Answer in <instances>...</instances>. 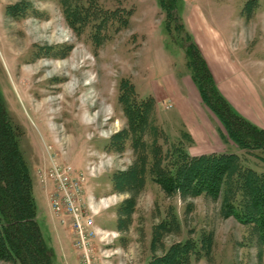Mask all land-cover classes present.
I'll return each mask as SVG.
<instances>
[{"label": "rangeland", "instance_id": "1", "mask_svg": "<svg viewBox=\"0 0 264 264\" xmlns=\"http://www.w3.org/2000/svg\"><path fill=\"white\" fill-rule=\"evenodd\" d=\"M176 9L182 21L161 0H0V97L22 130L53 264H81L72 230L51 208L56 181L40 177L58 164L86 180L97 264H151L185 242L186 264H264L263 226L227 208L243 200L236 173L217 196L205 173L181 188L177 178L168 192L151 172L156 160L174 168L187 149L231 154L264 173V151L230 138L186 52L189 41L202 46L219 91L264 129V0H176ZM131 96L152 98L144 117Z\"/></svg>", "mask_w": 264, "mask_h": 264}, {"label": "trees", "instance_id": "2", "mask_svg": "<svg viewBox=\"0 0 264 264\" xmlns=\"http://www.w3.org/2000/svg\"><path fill=\"white\" fill-rule=\"evenodd\" d=\"M161 2L166 14L169 15V11L171 12L172 20L182 21L176 9V0H161ZM181 24L180 27L185 28L184 24ZM186 52L203 100L224 123L230 138L238 147L245 150L264 151V129L232 108L228 99L219 91L201 48L195 42L189 41ZM128 89L129 87L124 88V91ZM131 98H134L133 102L128 103L141 108L140 116L144 117L146 112L144 108L152 98L138 99L135 96ZM21 136L22 130L13 122L0 97V261L6 264H53V254L46 244L37 221L38 209L33 180L20 148ZM181 155L176 163L174 158V168L168 171L162 163L157 160L154 162L156 164L152 166L151 172L155 175L156 182L168 192H173L177 178L180 181L176 185L181 188L189 186L195 180L200 181L202 173H205L206 175L202 177L205 178L206 192H214L218 196L223 179L230 172L236 173L238 184L243 187L237 192L242 193L243 200L229 202L228 211L239 219L243 218L246 222H256L257 225L263 226L264 235V173L245 168L240 159L231 154L209 153L193 156L186 149ZM157 166L159 169H156ZM114 185L116 187V181ZM205 190L203 189V192ZM249 190L250 194L252 193L251 199L243 196ZM196 192L200 194L202 189ZM178 246L179 250L173 247L169 253L154 262L186 264L187 255L181 251L187 248V242ZM183 256L185 258L182 259Z\"/></svg>", "mask_w": 264, "mask_h": 264}, {"label": "built area", "instance_id": "3", "mask_svg": "<svg viewBox=\"0 0 264 264\" xmlns=\"http://www.w3.org/2000/svg\"><path fill=\"white\" fill-rule=\"evenodd\" d=\"M43 173L40 177L44 183L49 178L56 181H53L57 188L51 196V208L59 223L72 230L75 247L81 257L80 263L97 264L93 245L98 238V229L89 204L84 176H75L71 168L60 164Z\"/></svg>", "mask_w": 264, "mask_h": 264}, {"label": "crops", "instance_id": "4", "mask_svg": "<svg viewBox=\"0 0 264 264\" xmlns=\"http://www.w3.org/2000/svg\"><path fill=\"white\" fill-rule=\"evenodd\" d=\"M191 25L193 26V24H191ZM193 28H194V26H193ZM200 47H201V49H202V51H203L202 46H200ZM203 52H204V51H203ZM204 54H205V53H204ZM206 60L209 61L207 57H206ZM208 63H210L209 65H211V62H210V61H209ZM211 66H212V65H211ZM211 66H210V67H211ZM196 100H197V98L195 97V98H194V101H196ZM180 107H181V108H180ZM180 107H179V108H180V110H181V114H184V115L187 114V112H186V111H187V109H186L187 107H189V109L192 108L190 101H187L186 103H180ZM189 109H188V110H189ZM190 110H191V109H190ZM243 115H244V114H243ZM185 117H186V116H185ZM184 120H185V123H186V124H187V123H192V122H193V121L190 120L189 118H185ZM189 121H190V122H189ZM191 121H192V122H191ZM194 123H195V122H194ZM196 123H198V122H196ZM203 124H205V123L203 122ZM197 127H198V129H197ZM187 128H188V130H190V129H192V126H191L190 124H189V125L187 124ZM189 128H190V129H189ZM195 128H196L198 131H202V130H204L205 127H204L203 125H202V126H200V125H195ZM193 134H194L193 137L196 139V138H197V137H196V135H197L196 132L193 133ZM193 134H192V135H193ZM219 151H220V150H219ZM191 153H192V152H191ZM206 153H215V152H214V151H207V152H204L203 154H206ZM193 154H195V153H192V155H193ZM195 155H196V154H195ZM103 204H105L104 206H106V207L108 206V204H107L106 202L103 203ZM38 218H39V217H38ZM46 226L49 227V229H50V227H51V222L48 221V223H47Z\"/></svg>", "mask_w": 264, "mask_h": 264}, {"label": "bare ground", "instance_id": "5", "mask_svg": "<svg viewBox=\"0 0 264 264\" xmlns=\"http://www.w3.org/2000/svg\"><path fill=\"white\" fill-rule=\"evenodd\" d=\"M102 234H104V233H102Z\"/></svg>", "mask_w": 264, "mask_h": 264}]
</instances>
